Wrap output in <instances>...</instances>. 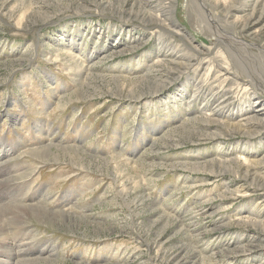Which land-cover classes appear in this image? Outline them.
I'll use <instances>...</instances> for the list:
<instances>
[{
	"label": "rangeland",
	"instance_id": "obj_1",
	"mask_svg": "<svg viewBox=\"0 0 264 264\" xmlns=\"http://www.w3.org/2000/svg\"><path fill=\"white\" fill-rule=\"evenodd\" d=\"M263 6L0 0V264H264Z\"/></svg>",
	"mask_w": 264,
	"mask_h": 264
},
{
	"label": "bare ground",
	"instance_id": "obj_2",
	"mask_svg": "<svg viewBox=\"0 0 264 264\" xmlns=\"http://www.w3.org/2000/svg\"><path fill=\"white\" fill-rule=\"evenodd\" d=\"M264 7V6H263ZM255 8V7H254ZM253 8V9H254ZM231 9V8H229ZM230 11V10H229ZM227 11V12H229ZM253 11V10H252ZM156 12V16L154 19H152V23H156V25L154 26V28L158 29V30H164V27L167 28V26L169 27H172V26H175L174 23H172L173 21L168 19L167 18V13H165L164 11L162 10H157L155 11ZM264 12V8H263V11L262 13ZM261 13V14H262ZM253 14V13H252ZM255 14V13H254ZM252 15L251 19L247 22L246 25L243 26L242 28V31L247 34V33H251L253 35V38L254 39H257L258 41H260L261 43L264 44V32H261L258 30H255V29H250V27H255L256 23L258 22H261L260 20L255 23H253L252 19L255 17V15ZM261 17V16H260ZM225 18V17H224ZM212 20H214L213 18H211ZM258 19V18H257ZM256 20V19H255ZM215 21V24H213L212 22H206V27L211 30V31H216L218 29H220V25L217 23L216 20ZM241 23V22H240ZM173 24V25H172ZM235 27V26H234ZM218 28V29H217ZM172 31V30H171ZM163 32V31H162ZM173 32V31H172ZM242 34V33H241ZM175 36V35H174ZM225 39H228V37H225ZM221 39V38H219ZM223 40V39H221ZM180 41V40H179ZM181 42V41H180ZM171 44V43H170ZM182 44V43H180ZM179 45V44H178ZM183 45V44H182ZM186 46V44H184ZM235 45H238V44H235ZM192 46V45H191ZM183 48V46H180ZM179 47V48H180ZM178 48V47H177ZM186 48V47H185ZM195 48L194 50L195 51H198L199 49L197 47H193ZM183 50V49H182ZM181 52V51H179ZM182 56V55H181ZM214 57V56H213ZM216 57V56H215ZM222 58V57H221ZM184 61H186L187 63H190L193 61L194 59V56L192 54H190L189 52H186L185 54H183L182 58ZM221 60V59H220ZM224 60V59H223ZM203 61V60H202ZM213 62V61H212ZM211 62V63H212ZM215 62V61H214ZM193 63V62H192ZM200 65V64H199ZM210 65V64H208ZM222 65V64H221ZM225 65V64H223ZM222 65V66H223ZM229 65V64H228ZM226 65V66H228ZM193 66V65H192ZM207 66V65H206ZM211 66V65H210ZM215 67V66H214ZM211 68V67H210ZM209 68V69H210ZM216 68V67H215ZM233 68V67H232ZM206 69V68H205ZM212 69V68H211ZM221 69V68H220ZM231 70V69H230ZM229 70V71H230ZM232 71V70H231ZM211 72V70H210ZM207 73V72H206ZM219 74L220 76H225V78H227L226 76L229 74V72L225 69H221L219 70ZM232 74V73H231ZM205 77V75H203ZM210 76V75H209ZM219 76V75H218ZM219 76V77H220ZM207 77V76H206ZM208 78V77H207ZM202 79V78H201ZM200 79V80H201ZM206 79V78H205ZM208 80V79H207ZM205 81V80H203ZM209 81V80H208ZM250 82V81H249ZM215 83V82H214ZM224 83V82H223ZM252 83V81L250 82ZM232 84V83H230ZM229 84V85H230ZM208 85V84H207ZM225 85V84H224ZM220 86V85H219ZM206 87V86H205ZM246 87V86H245ZM223 88V87H222ZM232 88V87H231ZM237 88V87H236ZM235 94V93H234ZM230 96V95H229ZM222 102V101H221ZM264 108V107H263ZM224 107H221V104H219L217 106V111H221L223 110ZM257 118V117H256ZM251 119V118H250ZM252 120H255V121H258V122H262L264 124V121L262 119H252ZM248 124V123H247ZM53 148H57V149H64V150H67L68 148H63V147H58L57 146H49V147H46L43 151H41L40 153H42V160L44 161V163H49V162H52V163H59V160H58V157H56L53 153ZM79 148V147H78ZM77 147H72V154H74L75 157H79L81 156L82 153H84L83 151H81L80 149H78ZM57 153V152H56ZM33 155V154H32ZM37 156V154H35ZM82 159V157H81ZM81 167H84L83 164H80ZM13 206V205H11ZM7 207L6 208H0V242L1 243H6V245H9V243L7 242V236L5 234V230L7 229L6 226L7 225V222H11L12 225H24V224H27L30 219L37 222L38 224L40 225H50V226H54L55 223H57L59 221V219L61 218L62 220L61 221H65L67 222V220L70 218L69 217V214H59L57 212H52V211H48L42 207H38L36 205H19V206H15V207ZM62 215V216H60ZM6 220H8L6 222ZM10 224V223H9ZM7 232V231H6ZM11 232V231H10ZM8 234V233H7ZM37 235V234H36ZM23 244V243H22ZM20 246V244H19ZM6 249H9L10 248H6ZM12 249V248H11ZM1 251V250H0ZM27 252V251H26ZM20 255V254H19ZM9 257V256H8ZM46 259V258H45ZM7 261V260H6ZM34 261V260H33ZM31 262V261H30Z\"/></svg>",
	"mask_w": 264,
	"mask_h": 264
}]
</instances>
